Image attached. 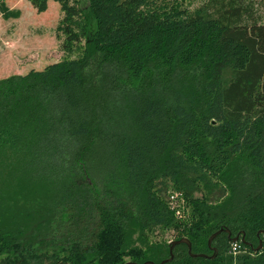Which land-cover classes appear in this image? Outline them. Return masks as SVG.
<instances>
[{
	"label": "trees",
	"instance_id": "trees-1",
	"mask_svg": "<svg viewBox=\"0 0 264 264\" xmlns=\"http://www.w3.org/2000/svg\"><path fill=\"white\" fill-rule=\"evenodd\" d=\"M52 1L85 43L0 81V264H264L263 3Z\"/></svg>",
	"mask_w": 264,
	"mask_h": 264
},
{
	"label": "rangeland",
	"instance_id": "rangeland-1",
	"mask_svg": "<svg viewBox=\"0 0 264 264\" xmlns=\"http://www.w3.org/2000/svg\"><path fill=\"white\" fill-rule=\"evenodd\" d=\"M190 1L191 7L195 8L205 0ZM254 1L264 5V0ZM63 16L56 1H49L43 13H38L28 0L5 1L0 9V81L24 76L31 71H43L50 65L78 57L84 41L71 53L62 48L65 40L60 29ZM174 197V207L182 211L183 218L187 219L190 211L185 201L180 202L178 195ZM171 235L165 232L157 238L151 237V241L163 239L169 242Z\"/></svg>",
	"mask_w": 264,
	"mask_h": 264
},
{
	"label": "water",
	"instance_id": "water-1",
	"mask_svg": "<svg viewBox=\"0 0 264 264\" xmlns=\"http://www.w3.org/2000/svg\"><path fill=\"white\" fill-rule=\"evenodd\" d=\"M217 236V234H215V235H213V237L209 240V247H211V242H212V240L215 238ZM237 238L236 239H234L233 240V243H236L237 242ZM178 244H186L187 246H188V248H189V250L191 249V244H190V242L188 241V240H186V239H182V240H180V241H177V242H174L173 244H172V248L175 246V245H178ZM260 249V247L257 249V251ZM213 251H214V254H216V249H213ZM215 256V255H214ZM214 256L212 257V258H214ZM195 257V256H194ZM171 258H172V249H171ZM167 262V261H166ZM148 264V263H147ZM162 264H164V263H162Z\"/></svg>",
	"mask_w": 264,
	"mask_h": 264
},
{
	"label": "built area",
	"instance_id": "built-area-1",
	"mask_svg": "<svg viewBox=\"0 0 264 264\" xmlns=\"http://www.w3.org/2000/svg\"><path fill=\"white\" fill-rule=\"evenodd\" d=\"M174 198H175V197H172V200H173ZM178 215H179V213H178ZM236 250H237V247H236V245H234V246H233V251L236 252Z\"/></svg>",
	"mask_w": 264,
	"mask_h": 264
}]
</instances>
